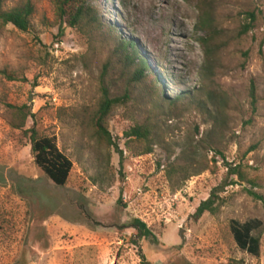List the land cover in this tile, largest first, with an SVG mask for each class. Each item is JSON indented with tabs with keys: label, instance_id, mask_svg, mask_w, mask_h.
<instances>
[{
	"label": "rangeland",
	"instance_id": "rangeland-1",
	"mask_svg": "<svg viewBox=\"0 0 264 264\" xmlns=\"http://www.w3.org/2000/svg\"><path fill=\"white\" fill-rule=\"evenodd\" d=\"M30 1L28 32L0 26V264H264V0H87L97 21L73 28L54 0ZM201 7L212 21L206 74ZM120 40L145 59L144 79ZM102 87L119 99L104 121L110 143L92 123ZM23 105L31 116L13 129L9 106ZM137 126L148 140L129 136ZM30 129L71 161L63 187L34 166ZM216 187V212L196 218ZM232 220L257 226V257L237 248Z\"/></svg>",
	"mask_w": 264,
	"mask_h": 264
},
{
	"label": "trees",
	"instance_id": "trees-1",
	"mask_svg": "<svg viewBox=\"0 0 264 264\" xmlns=\"http://www.w3.org/2000/svg\"><path fill=\"white\" fill-rule=\"evenodd\" d=\"M184 2H189L190 0H182ZM6 0H0V26L11 25L20 32H28L31 28L30 18L34 13V6L30 0H24L18 3L11 9H6ZM87 0H54V5L58 13L60 20H64V23H68L70 27H75L83 19H89L91 23H96L97 18L95 16L94 10L86 6ZM200 16L198 19V25L196 27L197 32L207 33V36L200 39L201 45L203 47V53L205 57V65L203 67V72L206 74L209 72L211 67V52L210 41L212 37L209 33L211 30V13L207 9H199ZM70 16L69 20L66 19ZM249 19L247 22L243 23L241 32L246 34L252 29V24L254 21V15L252 13L247 14ZM117 53L122 55V60L127 68L134 70L135 80L144 79L146 76L144 73L147 71V64L144 58H141L138 52L135 50L134 44L130 41L120 40L117 44ZM106 66L104 70L106 71ZM104 71V72H105ZM103 97L100 102L99 108L92 120L93 128L95 132L107 139L110 143L109 135L104 126L105 118L109 115L113 106H115L119 99H110L108 97V92L104 87H102ZM186 94H180L176 99L171 100V104L174 105L176 101H180L186 98ZM251 105L253 110L256 103V97L253 86L250 91ZM12 110V121L10 123L13 129L23 130L26 120L31 116L30 111L25 105L21 107L9 106ZM30 138V154L32 156L33 164L37 170L43 174L50 182L55 186L63 187L69 177L72 169L71 161L61 152L56 146L55 139L53 137L37 135V131L30 129L27 131ZM150 135V130L145 126H137L131 130L129 133L130 137H135L139 140H148ZM214 152L219 153L214 147H211ZM146 154L150 153L148 149ZM186 167V166H185ZM185 167L178 168L179 173L186 174ZM231 174L237 175L239 179L244 180V177L239 170L235 167L230 170ZM198 174V171L193 175ZM192 175V176H193ZM190 177V176H187ZM187 179V178H186ZM219 187L214 188L207 200L201 202L196 208L194 216L196 218L201 217L204 213L214 214L217 210V192ZM247 194L251 196L254 200L262 201V197L257 195L251 190L247 191ZM131 227L137 231V234L141 237H153L151 231L138 219L132 221ZM230 232L232 234L233 240L237 248L244 251L252 256L259 255L260 248V238L258 236H253L252 233L257 229V226L251 222L239 223L232 220L230 222ZM150 264V263H144Z\"/></svg>",
	"mask_w": 264,
	"mask_h": 264
},
{
	"label": "bare ground",
	"instance_id": "bare-ground-1",
	"mask_svg": "<svg viewBox=\"0 0 264 264\" xmlns=\"http://www.w3.org/2000/svg\"><path fill=\"white\" fill-rule=\"evenodd\" d=\"M182 28H183V27H182ZM176 35H178V36H184V35H185V31L182 32V33H178V34H176Z\"/></svg>",
	"mask_w": 264,
	"mask_h": 264
}]
</instances>
